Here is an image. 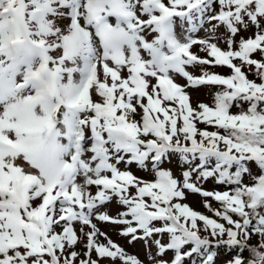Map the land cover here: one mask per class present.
<instances>
[{
    "label": "snow or ice",
    "instance_id": "obj_1",
    "mask_svg": "<svg viewBox=\"0 0 264 264\" xmlns=\"http://www.w3.org/2000/svg\"><path fill=\"white\" fill-rule=\"evenodd\" d=\"M50 2L51 23L34 33L48 38L37 44L41 69L65 65L60 34L71 26L88 45L85 79L62 106L29 63L19 88L35 94L0 107V264H144L100 223L116 226L130 245L145 241L149 264H215L222 245L249 247L254 258L247 264H264V0H102L103 24L80 15V0ZM93 2L87 0L89 13ZM29 4L38 0H0V75L24 63L5 44L35 20ZM94 38L102 45L99 60ZM59 66L56 73L77 71ZM196 67L199 76L190 70ZM206 85L219 89L214 104L193 107L187 89ZM61 137L67 159L52 174L35 154ZM173 157L179 175L164 167ZM133 164L154 180L138 177ZM209 180L224 190L204 189ZM189 193L200 194L216 218L185 203ZM114 201L116 215L106 208ZM252 235L258 246L248 245ZM228 264L244 260L237 255Z\"/></svg>",
    "mask_w": 264,
    "mask_h": 264
},
{
    "label": "clouds",
    "instance_id": "obj_2",
    "mask_svg": "<svg viewBox=\"0 0 264 264\" xmlns=\"http://www.w3.org/2000/svg\"><path fill=\"white\" fill-rule=\"evenodd\" d=\"M66 5H72L73 0H65ZM54 4L50 0H38V5L29 4L28 11L35 12V20L29 18V24L24 33L16 35L12 41L5 44V48L9 51L17 61H24L20 63L15 74L13 72H6L0 75V95L5 97L4 102L0 107H8L10 105L20 102L23 98L28 95H34L35 90L28 88L21 90L19 84L23 79V74L28 68V64H31L32 71L40 73V78L47 82V88L50 91L51 97L54 103H60L62 106L66 102L74 100L80 93L82 87V80L85 79V75L80 71L84 65V57L87 55L88 45L85 39H82L75 29L71 26H66L61 30L60 42L67 43V52L69 59L65 65H46L41 69L42 59V47H38L37 44L40 39H48L47 37H37L34 35L35 32L40 30V24L51 23L50 16L52 15L51 9ZM79 7L84 8V11L80 13L81 16L90 15L93 24L96 23L97 19L103 24L107 23L106 14L101 10L104 9V4L100 3L99 0H94L91 4L93 11L89 13L87 11L88 4L87 0H80ZM39 9V10H38ZM87 27H91L88 25ZM68 36L69 39L65 42L62 37ZM54 42V41H50ZM93 47L95 42L93 41ZM63 54V50L61 55ZM102 51L97 50V59L102 58ZM11 63V61H8ZM75 68L74 71L69 75L65 71L56 73V67ZM19 77V79H18ZM65 111L68 109L65 108ZM62 118V117H61ZM62 130H66V127L62 126ZM60 144L66 143L61 137L58 141ZM35 159L40 163L46 171L52 174L59 173L62 168V164L67 159V153L59 151L57 152V144L53 143L48 145L46 148L38 147ZM11 162V161H9ZM39 169H37V172Z\"/></svg>",
    "mask_w": 264,
    "mask_h": 264
},
{
    "label": "rangeland",
    "instance_id": "obj_3",
    "mask_svg": "<svg viewBox=\"0 0 264 264\" xmlns=\"http://www.w3.org/2000/svg\"><path fill=\"white\" fill-rule=\"evenodd\" d=\"M198 37H204L205 34L203 31H200L198 34H197ZM198 45H194L193 46V49L196 48ZM220 46L222 47V43L220 44ZM223 48V47H222ZM195 53H198L199 55H204L202 52H198L197 50H195ZM176 81L180 84V85H184L185 84V80L184 79H181L180 77H176ZM201 89H195V88H188L187 91L190 93V98H193V97H197V100H201V103H206L207 102V97L204 95V92H201L200 91ZM192 105V104H191ZM196 107V106H194ZM165 167L167 166V164L164 165ZM171 170L174 171V173L176 174L175 172V168L173 165L170 166ZM132 171L135 172V171H138V169L136 167H132ZM177 175V174H176ZM148 179H152L153 180V175H151L149 173L148 175ZM186 201L190 204V206L196 210V211H201L200 210V202L199 200L197 199L196 200V197L194 196V194L192 193H189L187 195V199ZM115 201L108 207L109 208V211L112 209V207L115 205ZM99 227L101 228L102 231L106 232L108 236L111 237V239L114 241V242H117L119 245H123L128 251L129 253H134L138 256V258L144 262V264H149V257H148V250L145 249L146 245L142 242L140 244V246L138 247H132V249L130 247H127L126 245H124L123 241H121V239L116 235V233L113 231V227H111L110 225H107V224H102L100 223L99 224ZM86 230V229H85ZM140 242H137L135 244V246L137 244H139ZM79 250V249H78ZM102 264H110V261L108 260H104L102 261Z\"/></svg>",
    "mask_w": 264,
    "mask_h": 264
},
{
    "label": "trees",
    "instance_id": "obj_4",
    "mask_svg": "<svg viewBox=\"0 0 264 264\" xmlns=\"http://www.w3.org/2000/svg\"><path fill=\"white\" fill-rule=\"evenodd\" d=\"M260 250H264V249H260Z\"/></svg>",
    "mask_w": 264,
    "mask_h": 264
}]
</instances>
